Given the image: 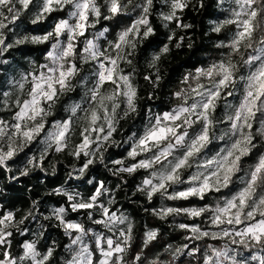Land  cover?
<instances>
[{"label":"clouds","instance_id":"clouds-1","mask_svg":"<svg viewBox=\"0 0 264 264\" xmlns=\"http://www.w3.org/2000/svg\"><path fill=\"white\" fill-rule=\"evenodd\" d=\"M0 264H264V0H0Z\"/></svg>","mask_w":264,"mask_h":264}]
</instances>
